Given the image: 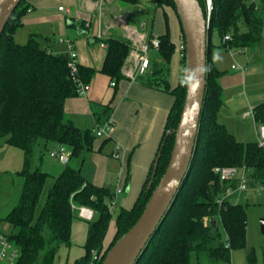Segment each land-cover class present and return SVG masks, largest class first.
<instances>
[{
    "label": "trees",
    "instance_id": "1",
    "mask_svg": "<svg viewBox=\"0 0 264 264\" xmlns=\"http://www.w3.org/2000/svg\"><path fill=\"white\" fill-rule=\"evenodd\" d=\"M154 1L175 11L182 42L186 43L173 0ZM119 2L136 6L141 0ZM199 2L205 12L203 0ZM214 5L209 39L216 32L224 50L261 45L264 0H214ZM28 10L26 0H22L0 39V139H6L7 145L24 152V167L18 172L23 179V190L18 204L0 218V224L4 222L11 227L7 235H2L19 250L15 264H54L61 246L71 245L72 224L78 214L76 208L86 207L95 216L89 223L85 255L74 264H102L111 248L141 217L166 172L185 102L187 55L181 61L178 85L171 89L168 76L177 46L171 42L169 31L158 38L162 62L153 65L152 76L145 80L151 87L171 92L174 104L157 154L161 156L153 184L149 189L154 164L135 205L130 210L121 209L114 219L108 204L115 194L88 182L69 162L55 178L45 204L38 212L49 174L41 167L31 169L35 150L41 148L42 162L43 152H49L54 146H64L71 151L73 161L93 148L94 131L79 129L68 121L65 104L68 99L80 96V84L87 87L97 71L79 64L78 73L72 75L68 57L43 47L36 35H31L26 44L17 43L15 36L23 27ZM226 36L231 40L225 41ZM103 42L107 54L99 72L117 86L124 80L122 68L130 52V42L116 36ZM221 75L208 59L207 88L194 159L171 211L162 220L137 264H191L192 254H195L197 264L230 263L232 252L246 247V208L235 201L236 197L219 203L226 190L236 188L237 183L222 181L214 169L245 167L250 172V187L264 186V147L258 142L238 141L220 123L218 116L224 103L223 88L219 83ZM109 111L107 109V118ZM252 113L257 124H264V102ZM113 220L115 233L105 244ZM93 251L98 253L96 260Z\"/></svg>",
    "mask_w": 264,
    "mask_h": 264
},
{
    "label": "crops",
    "instance_id": "2",
    "mask_svg": "<svg viewBox=\"0 0 264 264\" xmlns=\"http://www.w3.org/2000/svg\"><path fill=\"white\" fill-rule=\"evenodd\" d=\"M26 3L29 10L16 36L27 31L28 39L36 35L41 45L55 54L64 55L63 50L67 48L65 56L68 57L71 48L67 43L70 42L78 54L79 64L97 71L84 95L66 101L65 118L79 129L94 131L107 118L109 109L113 121L109 134L100 138L95 135L93 148L71 160L70 165L97 187L107 188L114 194L121 187L116 208L130 210L157 158L174 97L171 92L146 84L145 79L153 74V65L162 62L155 49L149 52L151 66L145 77L137 82L122 80L117 86H111V79L99 72L107 54L103 41L111 36L126 39L123 28L126 22L145 34L148 40L169 31L171 42L177 46L182 42V34L175 11L154 0H141L136 6L122 5L119 0H26ZM76 24L84 30L78 29ZM57 36L67 37L68 41ZM258 57L257 52L225 51L218 40L209 39L208 59L222 73L219 83L224 103L219 121L244 143L259 141L258 124L252 113L264 102V62L256 61ZM181 61L182 57L176 52L168 76L171 89L178 85L182 74ZM41 169L50 172L44 163ZM54 170L58 177L64 169ZM89 223L77 214L72 224L71 245L61 246L54 264H74L85 255ZM114 233L115 220L105 244L111 241Z\"/></svg>",
    "mask_w": 264,
    "mask_h": 264
},
{
    "label": "water",
    "instance_id": "3",
    "mask_svg": "<svg viewBox=\"0 0 264 264\" xmlns=\"http://www.w3.org/2000/svg\"><path fill=\"white\" fill-rule=\"evenodd\" d=\"M22 0H0V39ZM187 43L186 96L166 172L141 217L108 252L102 264H137L162 220L171 211L195 156L207 88L209 28L199 0H173ZM159 154L148 185L157 173ZM215 225V222H214ZM264 234V219H261Z\"/></svg>",
    "mask_w": 264,
    "mask_h": 264
},
{
    "label": "rangeland",
    "instance_id": "4",
    "mask_svg": "<svg viewBox=\"0 0 264 264\" xmlns=\"http://www.w3.org/2000/svg\"><path fill=\"white\" fill-rule=\"evenodd\" d=\"M256 3L259 6L262 5L260 2ZM76 27L80 30H84L83 27L78 24H76ZM57 37H62V39L58 38V40L61 39L63 41H68V39H66L67 37ZM211 38L212 42L215 40L220 42L219 36L216 32L212 34ZM16 42L19 44H26L28 42L27 31L18 33L16 36ZM65 46H67V44ZM225 51H237L242 53L244 51H248L250 54L257 52L259 57L256 59V61L264 62V34L260 46L246 48L233 47L230 50ZM66 52L67 48L65 51L63 50L64 55L68 54H66ZM252 63H250V65H252ZM40 156L41 148L37 147L31 169L34 170L38 167H41V164L44 163L50 172L37 209L38 212H40V209L44 206L48 193L54 184L53 177L57 176L54 169H65L67 167L58 160L50 159L49 152H43L42 162L40 161ZM23 167L24 152L18 148L7 145L6 139H0V218H4L5 215H7L9 211L19 202V198L23 190V179L18 175V172H20ZM248 195V200L244 198L235 200L236 202L243 205L247 211L246 247L243 249L234 250L232 252L231 262L222 264H264V234L261 230V219H264V190H261L260 194H257L254 190H251L248 192ZM120 209L121 208L118 206V208L114 210V219ZM10 228V225L2 222L0 224V233L7 235L10 231ZM219 228L221 232H223L220 225ZM1 249L2 246L0 245V251ZM191 264H197L195 254H192L191 256Z\"/></svg>",
    "mask_w": 264,
    "mask_h": 264
},
{
    "label": "built area",
    "instance_id": "5",
    "mask_svg": "<svg viewBox=\"0 0 264 264\" xmlns=\"http://www.w3.org/2000/svg\"><path fill=\"white\" fill-rule=\"evenodd\" d=\"M205 5V14L207 18L208 28L210 27L212 13L214 11L215 5L214 0H203ZM61 11H64V8H60ZM123 28L125 30L126 39L130 42V52L129 55L123 65L122 73L124 80H128L130 82H137L140 78L145 77L150 69L151 63L149 59V52L152 49L159 50L160 48V40L158 38L148 40L147 36L137 29L132 28L126 22H123ZM102 34L99 32V38H101ZM231 40L230 36L225 37V41ZM71 48L68 57V66L71 69L72 75H76L78 73L79 60L78 54L75 50L72 49V44L70 42L67 43ZM103 46H106L103 44ZM187 43L181 42L177 45V52L183 58L187 55ZM234 69L244 70V68L239 66H233ZM111 86H115V83H111ZM87 87L80 84L79 86V95L82 96L85 94ZM113 128V121L111 119V115L107 118L102 124L97 126L94 130V133L97 137L107 136L110 130ZM258 134H259V146L264 147V124H258ZM71 151L64 146H54L49 151V156L53 160H58L60 163L64 165H68L71 160ZM116 158L119 157L117 154ZM214 172L219 175L222 181H236V188H228L226 190V194L223 196L219 203L222 204L224 200L227 198L236 197V199H246L248 200V192L254 190L257 194H260L261 190H264V186H258L256 188L250 187V178H249V170L245 167L242 169L231 168V167H217L214 169ZM122 192V188L119 187L116 191L114 198H112L108 204L109 210L114 214V210L116 207V197L118 194ZM78 215L84 218L87 221H92L94 219V212L86 207H78L76 208ZM0 245L2 249L0 251V262L1 264H15L16 260L19 256V250L15 248L12 244H10L4 235L0 234ZM93 259H98V253L93 251Z\"/></svg>",
    "mask_w": 264,
    "mask_h": 264
}]
</instances>
